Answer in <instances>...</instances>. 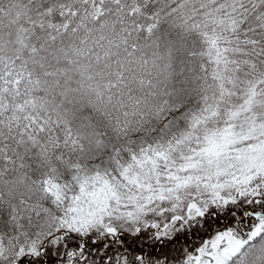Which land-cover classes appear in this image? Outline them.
<instances>
[{
	"label": "snow or ice",
	"instance_id": "snow-or-ice-1",
	"mask_svg": "<svg viewBox=\"0 0 264 264\" xmlns=\"http://www.w3.org/2000/svg\"><path fill=\"white\" fill-rule=\"evenodd\" d=\"M0 264H264V0H0Z\"/></svg>",
	"mask_w": 264,
	"mask_h": 264
}]
</instances>
